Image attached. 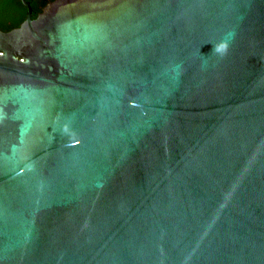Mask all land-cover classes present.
<instances>
[{
	"label": "water",
	"instance_id": "water-1",
	"mask_svg": "<svg viewBox=\"0 0 264 264\" xmlns=\"http://www.w3.org/2000/svg\"><path fill=\"white\" fill-rule=\"evenodd\" d=\"M21 2L0 264H264V0Z\"/></svg>",
	"mask_w": 264,
	"mask_h": 264
},
{
	"label": "trees",
	"instance_id": "trees-1",
	"mask_svg": "<svg viewBox=\"0 0 264 264\" xmlns=\"http://www.w3.org/2000/svg\"><path fill=\"white\" fill-rule=\"evenodd\" d=\"M49 1H52V0H31V8H32L33 17L37 15V13L40 12L41 8ZM3 9L6 11V8H3L2 6H0V10H3ZM12 9L16 12V21L8 22L6 19L0 18V29L1 30L6 31L13 27H16L24 19L26 8L18 0H16V7H12ZM5 15H7L6 12L4 13V16Z\"/></svg>",
	"mask_w": 264,
	"mask_h": 264
},
{
	"label": "flooded vegetation",
	"instance_id": "flooded-vegetation-1",
	"mask_svg": "<svg viewBox=\"0 0 264 264\" xmlns=\"http://www.w3.org/2000/svg\"><path fill=\"white\" fill-rule=\"evenodd\" d=\"M21 4V0H18ZM31 7V0H26ZM23 5V4H22ZM0 6L3 8H6V11L0 10V18L6 19L8 22L16 21V12L12 9V7H16V0H0ZM32 9V8H31ZM7 13V15L4 16V13Z\"/></svg>",
	"mask_w": 264,
	"mask_h": 264
},
{
	"label": "clouds",
	"instance_id": "clouds-1",
	"mask_svg": "<svg viewBox=\"0 0 264 264\" xmlns=\"http://www.w3.org/2000/svg\"><path fill=\"white\" fill-rule=\"evenodd\" d=\"M217 51H226V45H221L219 48H217Z\"/></svg>",
	"mask_w": 264,
	"mask_h": 264
}]
</instances>
